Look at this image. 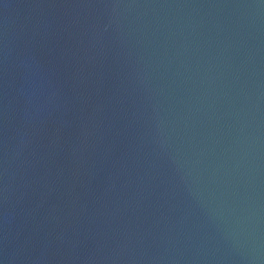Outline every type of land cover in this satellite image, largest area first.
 <instances>
[{
  "label": "water",
  "instance_id": "water-1",
  "mask_svg": "<svg viewBox=\"0 0 264 264\" xmlns=\"http://www.w3.org/2000/svg\"><path fill=\"white\" fill-rule=\"evenodd\" d=\"M0 264H264V2L0 0Z\"/></svg>",
  "mask_w": 264,
  "mask_h": 264
},
{
  "label": "snow or ice",
  "instance_id": "snow-or-ice-1",
  "mask_svg": "<svg viewBox=\"0 0 264 264\" xmlns=\"http://www.w3.org/2000/svg\"><path fill=\"white\" fill-rule=\"evenodd\" d=\"M262 2H264V0H262Z\"/></svg>",
  "mask_w": 264,
  "mask_h": 264
}]
</instances>
